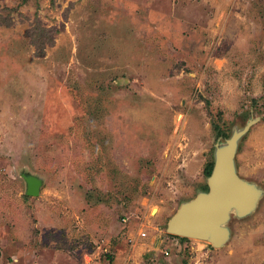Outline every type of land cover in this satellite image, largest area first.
Here are the masks:
<instances>
[{
	"label": "rangeland",
	"instance_id": "obj_1",
	"mask_svg": "<svg viewBox=\"0 0 264 264\" xmlns=\"http://www.w3.org/2000/svg\"><path fill=\"white\" fill-rule=\"evenodd\" d=\"M233 136L252 207L169 232ZM0 264H264V0H0Z\"/></svg>",
	"mask_w": 264,
	"mask_h": 264
},
{
	"label": "water",
	"instance_id": "obj_2",
	"mask_svg": "<svg viewBox=\"0 0 264 264\" xmlns=\"http://www.w3.org/2000/svg\"><path fill=\"white\" fill-rule=\"evenodd\" d=\"M235 137L228 140L225 151L219 152L213 163L212 172L208 176L209 190L179 207L168 222L169 232L197 238H205L204 233L209 232L210 237L206 238L218 245L226 237L222 224L229 211L237 206L238 211L244 213L252 207L254 196L249 194L250 187L232 169ZM32 177L28 175L26 179L29 188L34 185L32 190L36 189L37 192L41 182Z\"/></svg>",
	"mask_w": 264,
	"mask_h": 264
},
{
	"label": "trees",
	"instance_id": "obj_3",
	"mask_svg": "<svg viewBox=\"0 0 264 264\" xmlns=\"http://www.w3.org/2000/svg\"><path fill=\"white\" fill-rule=\"evenodd\" d=\"M212 168H213V163L210 162V163L208 164L207 168H206V175L209 176V175L211 174V172H212Z\"/></svg>",
	"mask_w": 264,
	"mask_h": 264
},
{
	"label": "bare ground",
	"instance_id": "obj_4",
	"mask_svg": "<svg viewBox=\"0 0 264 264\" xmlns=\"http://www.w3.org/2000/svg\"><path fill=\"white\" fill-rule=\"evenodd\" d=\"M26 174H27V173H26ZM32 176H33V175H32ZM32 178L38 179V178H36L35 176H33ZM242 205H244V204H241L240 206H242ZM240 206H239V207H240ZM234 209L238 210V209H237V206H235ZM201 236H203V235H201ZM204 236H206V237H210V233H209V232H206V233H204ZM206 237H205V238H206ZM200 238H201V237H200ZM205 238H201V239H205Z\"/></svg>",
	"mask_w": 264,
	"mask_h": 264
}]
</instances>
